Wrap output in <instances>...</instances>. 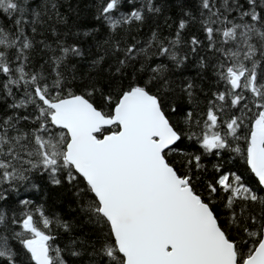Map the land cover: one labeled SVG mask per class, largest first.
Here are the masks:
<instances>
[{"label":"snow or ice","instance_id":"6c2138e0","mask_svg":"<svg viewBox=\"0 0 264 264\" xmlns=\"http://www.w3.org/2000/svg\"><path fill=\"white\" fill-rule=\"evenodd\" d=\"M0 264H264V0H0Z\"/></svg>","mask_w":264,"mask_h":264}]
</instances>
